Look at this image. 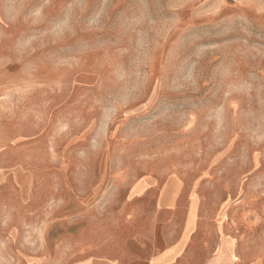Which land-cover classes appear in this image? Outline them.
Masks as SVG:
<instances>
[{"label": "rangeland", "instance_id": "rangeland-1", "mask_svg": "<svg viewBox=\"0 0 264 264\" xmlns=\"http://www.w3.org/2000/svg\"><path fill=\"white\" fill-rule=\"evenodd\" d=\"M192 195L176 264H264V0H0V264H133Z\"/></svg>", "mask_w": 264, "mask_h": 264}, {"label": "crops", "instance_id": "crops-1", "mask_svg": "<svg viewBox=\"0 0 264 264\" xmlns=\"http://www.w3.org/2000/svg\"><path fill=\"white\" fill-rule=\"evenodd\" d=\"M194 202L193 195L190 197L189 206L186 208H178V216L183 211L185 214L184 225H183V233L181 235L180 242L177 244H167L166 240L161 234H157L153 240L147 238L143 234L140 236L144 239L143 250L144 254L142 256H137L133 262V264H176V261L183 255V252L186 250V246L188 244V240L191 237V233L196 226V212L195 213V222L192 226L189 227V216L192 211V205ZM198 202V200H197ZM175 207L174 203H170L167 206H164V209L171 211L172 208ZM196 211V208H195ZM185 264H191L190 262H186ZM204 264H215L214 260H207Z\"/></svg>", "mask_w": 264, "mask_h": 264}]
</instances>
